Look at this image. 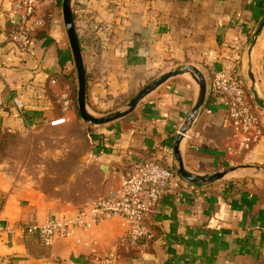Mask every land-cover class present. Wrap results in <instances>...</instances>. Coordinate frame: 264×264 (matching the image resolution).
I'll return each mask as SVG.
<instances>
[{
    "label": "crops",
    "instance_id": "1",
    "mask_svg": "<svg viewBox=\"0 0 264 264\" xmlns=\"http://www.w3.org/2000/svg\"><path fill=\"white\" fill-rule=\"evenodd\" d=\"M10 3L0 0V127L24 132L56 117L75 120L70 83L60 76L72 77L77 92L61 0L38 5L43 23L26 47L8 36ZM72 9L88 109H114L117 97H130L162 72L190 63L205 76L207 90L180 142L184 165L197 173L238 167L211 182H192L176 171L173 143L198 84L188 71L173 75L131 112L93 125L90 133L103 193L118 188L119 170L133 159L155 157L173 165L146 218L152 235L129 243L124 218L114 214L44 245L17 223L70 215L86 201L32 191L0 162V223L6 226L0 231V264H264V110L257 106L260 133L244 148L229 123L226 96L210 90L215 72L223 71L238 77L246 94L253 83L264 100V25L251 45L264 0H73ZM14 105L19 112L10 113Z\"/></svg>",
    "mask_w": 264,
    "mask_h": 264
},
{
    "label": "built area",
    "instance_id": "2",
    "mask_svg": "<svg viewBox=\"0 0 264 264\" xmlns=\"http://www.w3.org/2000/svg\"><path fill=\"white\" fill-rule=\"evenodd\" d=\"M55 0H11L8 8V36L21 46L31 42L32 35L43 20L38 14V5ZM212 87L224 93L227 98V117L233 134L240 146L248 148L260 133V118L257 105L246 94L241 81L233 74L215 72ZM18 107L19 98H14ZM65 108L68 98L63 100ZM65 117L50 120L51 124L65 121ZM117 171V170H116ZM118 188L86 201L70 215L48 216L43 223H17L23 233L36 234L39 241L49 245L55 238L70 236L76 229H87L107 215H120L126 222V239L138 244L149 238L152 233L146 223L148 213L159 201L165 191L172 171L158 159L131 160L119 170ZM6 226L0 223V231Z\"/></svg>",
    "mask_w": 264,
    "mask_h": 264
},
{
    "label": "rangeland",
    "instance_id": "3",
    "mask_svg": "<svg viewBox=\"0 0 264 264\" xmlns=\"http://www.w3.org/2000/svg\"><path fill=\"white\" fill-rule=\"evenodd\" d=\"M250 94L254 101L251 90ZM130 97H117L112 108H124ZM88 110L96 115L108 112ZM92 126L76 111L75 120L24 132L0 127V162L26 180L32 191L74 203L91 200L104 191L103 171L90 137Z\"/></svg>",
    "mask_w": 264,
    "mask_h": 264
},
{
    "label": "water",
    "instance_id": "4",
    "mask_svg": "<svg viewBox=\"0 0 264 264\" xmlns=\"http://www.w3.org/2000/svg\"><path fill=\"white\" fill-rule=\"evenodd\" d=\"M73 0H61V11L63 17V23L65 26L70 50L72 53V59L75 68V74L77 79V92H76V100L78 112L81 118L87 122L92 124H105L112 122L118 118H121L131 112L137 103L150 91H152L159 84L163 83L169 77L182 73L184 71H188L194 77L198 84V93L194 103L192 104L190 111L185 117L183 123L180 125L176 137L173 143V153L176 160V171L185 179L192 182H211L223 177L228 171L237 168L238 166H229L222 170H217L213 172H204L197 173L193 172L186 168L184 165V161L180 151V142L184 136V134L188 131L191 123L197 116L199 108L203 105L207 90L206 78L203 73L194 65L190 63H183L175 66L172 69L162 72L157 77L153 78L146 84H144L136 93H134L126 102L124 108H115L110 110L104 114L96 115L90 112L86 105V72L83 61L82 50L80 47V43L77 36V31L75 27L73 9H72ZM264 25V17L259 21L256 29L253 33V38L251 40V45L254 43L256 36ZM252 82L254 81V77L250 74ZM250 90L252 92V97L256 103V105L264 110V100L258 95L256 89L254 88L253 83L250 85ZM259 168V166H256ZM264 172V167H260Z\"/></svg>",
    "mask_w": 264,
    "mask_h": 264
},
{
    "label": "trees",
    "instance_id": "5",
    "mask_svg": "<svg viewBox=\"0 0 264 264\" xmlns=\"http://www.w3.org/2000/svg\"><path fill=\"white\" fill-rule=\"evenodd\" d=\"M59 3H60V0H57ZM79 40V39H78ZM61 77H63V78H66L67 80H68V82L70 83V87H71V91H72V102H73V104H74V108H75V110L78 112V107H77V100H76V84L74 83V79L72 78V77H70L69 75H65V74H63V75H60ZM211 92H213V91H215V90H217L216 88H214V87H212L211 89ZM247 94L249 95L250 94V91H248L247 92ZM13 109V110H12ZM10 113H12V112H19V110L15 107V105L10 109V111H9ZM79 113V112H78ZM93 125H97V124H93ZM152 159H158V158H155V157H153ZM159 160V159H158ZM160 162L164 165V166H166V167H168L172 172L174 171V167H173V165H169L167 162H165V161H162V160H160ZM1 195H2V198H3V193H0Z\"/></svg>",
    "mask_w": 264,
    "mask_h": 264
}]
</instances>
